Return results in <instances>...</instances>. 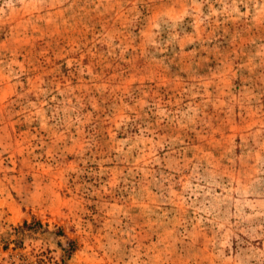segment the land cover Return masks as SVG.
Here are the masks:
<instances>
[{
  "label": "rangeland",
  "instance_id": "obj_1",
  "mask_svg": "<svg viewBox=\"0 0 264 264\" xmlns=\"http://www.w3.org/2000/svg\"><path fill=\"white\" fill-rule=\"evenodd\" d=\"M0 264H264V0H0Z\"/></svg>",
  "mask_w": 264,
  "mask_h": 264
},
{
  "label": "trees",
  "instance_id": "obj_2",
  "mask_svg": "<svg viewBox=\"0 0 264 264\" xmlns=\"http://www.w3.org/2000/svg\"><path fill=\"white\" fill-rule=\"evenodd\" d=\"M27 225H28V224H27L26 222H24L23 227H25V226H27ZM72 251H73V248H72L71 251H68V254H70Z\"/></svg>",
  "mask_w": 264,
  "mask_h": 264
}]
</instances>
